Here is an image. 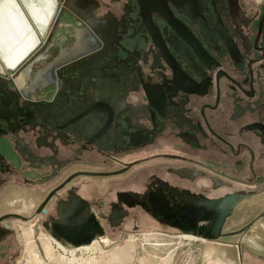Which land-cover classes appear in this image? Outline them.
Here are the masks:
<instances>
[{
  "label": "flooded vegetation",
  "instance_id": "1",
  "mask_svg": "<svg viewBox=\"0 0 264 264\" xmlns=\"http://www.w3.org/2000/svg\"><path fill=\"white\" fill-rule=\"evenodd\" d=\"M93 1L94 9L104 10V13L80 17L84 28L88 29L87 21L93 23L95 20L101 28L112 19L127 25L126 34H120V43L130 50L129 55L137 49L146 89L162 108L163 117L157 112L152 116L145 89L141 83L134 82L136 88L130 87L126 102L136 112L132 116L123 112L119 116L117 131L123 134L117 147L105 144L98 147L93 140H76L71 134H64L60 139L56 128L60 126L58 121L64 119L59 116L47 125L46 133L40 124L33 128L28 121L11 119L8 125L0 119V129L6 131L0 133L1 174L10 172V164L15 168L3 154L5 144L17 158L19 155L31 158L33 168L41 174L33 183L38 181L43 186L53 182L46 192L42 188L34 192L41 195L40 200L32 203L29 211L1 214L0 220H8L6 228L0 226V234L6 236L14 230L18 235L22 225L33 223V228L38 227L53 244L62 246L47 234L43 223L50 224L51 217L59 218L61 203H67L71 194L82 200L70 206L71 215L74 214L71 220L85 217L88 206L106 231L105 221L110 226H119L135 207H141L159 221L156 210L149 211L141 205V202L151 205L150 196L145 195L148 191L155 194L149 193L155 201L158 191L164 194L166 203L163 207L167 216L171 211L169 208L175 204L186 205L201 196L215 199L234 193L246 198L228 218L241 210L248 216L244 224L251 222L252 225L243 233L232 235H238L237 240L232 239L238 245L227 244L234 264H244L242 250L248 251V247L241 240H251L252 233L264 236V5L261 0H256L259 3L256 7L251 0ZM68 3L70 0H66ZM168 7L178 19L175 22L181 34L159 13ZM147 30L152 33L153 40ZM163 43L170 53L164 50ZM174 44L182 45L193 69H186L187 64L183 61L179 63L180 68L175 69L174 65L173 70L162 58L157 63L164 69H150L153 51L176 57ZM120 54L127 56L124 52ZM146 55L148 59L143 64L142 58ZM46 90H49V97L42 95ZM46 90L31 94L30 98L50 99L53 89ZM76 149L77 152H72ZM89 151L99 153L105 160L103 163L110 165L109 159L115 166L104 169L76 167L74 164L83 157L78 153ZM142 166L152 168L143 180L142 190L135 186L117 188L110 194L113 198L105 204L106 211L95 208H101L102 203L96 199L98 197L90 199L89 196L111 191L112 184L124 181L126 176L138 172L139 176ZM164 173L166 177L162 175ZM89 179L97 180L96 188L87 183ZM141 180L137 176L131 179L136 184H141ZM162 182L172 189H165L159 184ZM51 205L53 214H49ZM185 237L187 239L188 235Z\"/></svg>",
  "mask_w": 264,
  "mask_h": 264
},
{
  "label": "water",
  "instance_id": "2",
  "mask_svg": "<svg viewBox=\"0 0 264 264\" xmlns=\"http://www.w3.org/2000/svg\"><path fill=\"white\" fill-rule=\"evenodd\" d=\"M169 9L170 7L161 9L159 13L173 29L177 28L178 34H181L175 22H178V19ZM87 24L88 29L85 27L86 34L82 40L65 55L57 51L50 55L49 51L53 43L47 37L45 43L34 51L22 66V71L27 72L34 64L44 61V66L37 70L38 73L33 75L32 79H28L26 75L21 76L20 71L18 75H13L9 79L0 75V119L6 121L8 125L11 119L16 122L28 121L33 128L40 124L46 133L47 125L55 122L59 116L64 119L58 121L60 126L56 128L60 139L64 134H71L76 140L82 138L93 140L98 147L103 144L117 147V144L121 143L123 134L122 131H117L120 124L119 116L123 112H128L129 116L136 112V109L126 102L130 87L136 88L133 85L134 82L141 83L145 89L147 101L152 107L150 108L152 116H155L157 112L163 117L162 108L154 102L146 89L147 85L142 77V66L138 63L137 49L133 50V55H129L130 50L120 43L122 39L120 34H126L127 25L119 23L116 19L110 20L104 28L98 26L96 20L93 23L87 21ZM147 33L152 38V33L148 30ZM126 37H132V35H126ZM163 44L164 50L169 52L166 44ZM181 46L173 45L176 57L168 53L166 55L165 52L160 54L158 51H153L149 68L164 69L165 67L157 63L162 58L164 63L173 70L174 65L175 69L180 68L179 63L183 61L187 64L186 69H193V65L188 61L190 58L182 51ZM120 52L126 53L127 56L123 57ZM147 59V55L142 58L143 64ZM136 73L139 74L135 75ZM148 79L151 77L148 76ZM50 88L53 89L50 99L38 97L32 100L30 98L31 94L36 95ZM165 91L168 90L165 89ZM163 110H165L164 105ZM142 112L145 114V110ZM2 132L3 130L0 129V133ZM159 184L169 191L172 189L166 182ZM158 192L160 195L157 194L155 201L152 196L155 194L148 191L145 195L150 196L151 205L148 202H141V205L149 211L156 210L155 215L161 223L179 229L182 233L238 245V242L228 238L236 233H243L252 225L248 222L238 229L224 230L232 210L239 207L246 198L243 195L237 196L233 193L215 199L201 196L199 200L186 205L175 204L169 208L171 211L167 216L163 207L166 203L165 196L161 191ZM77 201L82 200L77 195L71 194L67 203H61L58 209L59 218L51 217L50 224L43 223L44 228L53 237L68 246L87 245L96 237L105 235L102 225L94 214L90 213L86 205H84L86 206L85 217L79 216L71 220L74 214L71 215L70 206Z\"/></svg>",
  "mask_w": 264,
  "mask_h": 264
},
{
  "label": "rangeland",
  "instance_id": "3",
  "mask_svg": "<svg viewBox=\"0 0 264 264\" xmlns=\"http://www.w3.org/2000/svg\"><path fill=\"white\" fill-rule=\"evenodd\" d=\"M252 5L256 7L259 3L256 0H251ZM261 5H264V0H261ZM49 36V34H48ZM5 63V62H4ZM9 73L8 71L6 72ZM12 73H9L11 75ZM5 77V76H4ZM9 85H12L9 83ZM45 97H49V90H46L44 94ZM79 156H83L82 160L79 163L82 164H91V163H103V158L93 156H85L83 153H78ZM143 156L149 155V153H141ZM142 156V157H143ZM12 158V157H11ZM13 159V158H12ZM15 159V158H14ZM105 161V160H104ZM15 166L17 167L18 161H13ZM77 163V162H76ZM109 168L112 167V162L108 159L107 162ZM76 165V164H74ZM78 165V164H77ZM112 165V166H111ZM103 166H108L106 163H103ZM9 169L13 171L15 168L10 164ZM143 167V168H142ZM140 170V175L138 176L139 172L134 176L140 177L141 184L132 183L131 179L134 176H130L124 178V181L120 180L118 182H114L112 184L111 191L105 193L100 192L98 195L89 196L90 199L99 200L102 203L101 208L95 207L99 211H106L107 207L105 204L107 203L108 199H111L110 194L114 192L115 189L121 187H129L135 186L142 190L144 188L143 180L148 176L149 170L152 168L142 166ZM148 171V172H146ZM0 170V175H1ZM46 173V172H44ZM41 174H36L34 178L36 179ZM163 176H167L165 173L162 174ZM131 178V179H129ZM129 179V180H128ZM104 181V180H103ZM41 182V181H40ZM90 182V183H88ZM97 180H87L88 184L96 188ZM108 182V181H107ZM30 185L29 191L38 190L40 188L44 189L45 192L49 189L51 183H45L42 186V183L38 184V181H35ZM87 184V185H88ZM33 197L31 196V199ZM49 210V214H53V205H51ZM130 216L125 219L119 226H110L108 222H104L105 225V235L108 237V243L102 242L100 245L95 244V248L97 249L94 255L91 252H81L76 253L75 258L69 255V253H63L60 249H56L55 245L54 248L56 249L54 259H48L45 256L44 248L42 240L40 239L39 228L34 227L32 229V239L31 243H28L32 247H34V251L37 253V259H40L44 262V264H77L76 261H80L78 258L82 257L83 261L80 262L82 264H94L92 261L90 262L89 256H94L96 263L98 262L101 264H234V259L231 257L233 255L230 254V250L228 248L229 244L225 241H203L198 238H190L185 237V234L178 233L180 232L179 229H176L168 224L161 223L156 221L153 217H151L146 211H144L141 207H135L130 210ZM236 214L228 218L224 229L230 230L247 222L248 219L247 215L242 214L241 210H236ZM20 219L19 217H17ZM47 219V217H46ZM8 219L0 220L1 227H7L6 221ZM22 220V219H21ZM29 225V224H28ZM28 225H22L20 227L18 235L13 230V233L9 235H1L0 234V264H35L34 258H30L28 254V247L29 245L25 243L26 241L23 238V229L28 227ZM5 236V237H3ZM192 237V236H191ZM131 238L134 241L131 243ZM238 235L230 236L228 239H238ZM242 239V238H241ZM232 240V241H236ZM244 243L249 244L248 241L242 239ZM51 243V242H50ZM134 245V246H133ZM67 249V248H66ZM125 250L130 251V255L121 259L122 261L118 260L117 262L113 261L110 255L116 250ZM246 251V250H245ZM78 252V251H77ZM132 253V254H131ZM61 257L58 258L57 255ZM63 254V255H62ZM246 256L245 252L243 253V258ZM64 260H62V259ZM98 258V259H97ZM100 258V259H99ZM103 258V259H102ZM69 259H72L70 261ZM87 259V260H85ZM107 259H109L107 261ZM16 260V261H15ZM74 260V261H73ZM76 260V261H75ZM86 262H85V261ZM111 260V261H110ZM245 260V259H244ZM61 261V262H60ZM103 261V262H100ZM107 261V262H106ZM110 261V262H109ZM236 261H238L236 259ZM80 262H78L80 264ZM90 262V263H89ZM106 262V263H105ZM43 264V263H42ZM239 264V263H237ZM245 264V262H244Z\"/></svg>",
  "mask_w": 264,
  "mask_h": 264
},
{
  "label": "crops",
  "instance_id": "4",
  "mask_svg": "<svg viewBox=\"0 0 264 264\" xmlns=\"http://www.w3.org/2000/svg\"><path fill=\"white\" fill-rule=\"evenodd\" d=\"M92 2L94 1L70 0V4L72 3L70 5L66 4V0H0V75L11 77L20 73L21 76L26 75L28 79H32L33 75L38 73L37 70L44 66V61L41 60L34 64L27 72L22 71V66L30 58V55L41 47L48 34L53 43L49 51L50 55L56 51L64 55L68 53L86 34L80 17L88 14L95 17L96 14L104 11L95 10ZM7 71L12 74H7ZM18 71L20 72L18 73ZM4 149L2 151L7 160L12 164L17 160L18 165L16 167L14 164L15 170L0 175V179L2 178L0 215L14 211L27 212L32 203L35 204L40 200L41 195L35 194V190L29 191L30 185H33L31 183L34 181L32 178L39 171L33 168L31 158L19 155L17 159L16 154L11 153L8 145ZM77 151L76 149L72 152ZM83 154L87 157L95 155L101 158L97 152L89 151ZM33 162L35 163V161ZM102 165V162L101 164L78 162L75 166L88 169L109 168V165L101 167ZM250 238L249 244L243 242V245L248 247V251L242 250L246 254L243 262L245 264H264V236L252 233Z\"/></svg>",
  "mask_w": 264,
  "mask_h": 264
},
{
  "label": "bare ground",
  "instance_id": "5",
  "mask_svg": "<svg viewBox=\"0 0 264 264\" xmlns=\"http://www.w3.org/2000/svg\"><path fill=\"white\" fill-rule=\"evenodd\" d=\"M102 8V7H101ZM12 77V76H11ZM10 77H8V79H9ZM28 139V138H27ZM4 147H6L7 145H3ZM2 146V149L3 150H5L4 149V147ZM18 159V158H17ZM32 229H33V223H30L29 225H28V227H25L24 229H23V238H24V240L26 241L25 243H31V240L30 239H32ZM46 232H47V234L49 235V236H51L55 241H57V242H59L62 246H60L58 243H55V244H53V242L52 241H50V240H48L46 237H45V235H44V233L43 232H41V234H40V239L42 240V243H43V248H44V253H45V256H46V258H48V259H54V258H56L55 257V252H56V249H60L61 251H63V253H69V255L70 256H72L73 258H75L74 256H75V254L76 253H81V252H83V251H85V252H91L93 255H94V253H96V251H97V249L95 248V244H97V245H100L102 242H105V243H108V237L106 236V235H102V236H99V237H96L91 243H89V244H87V245H80V246H68V245H65V244H63L60 240H58V239H56L55 237H53L47 230H46ZM183 234H185V235H188V237H190V238H198V240L199 239H201V240H203V241H218V240H207V239H204V238H202V237H197V236H193V235H190V234H186V233H183ZM192 236V237H191ZM133 238H131V243H133L134 241L132 240ZM51 242V243H50ZM29 245V244H28ZM53 245H55L56 247V249L54 248V246ZM134 246V245H133ZM66 248H68V249H66ZM73 248V249H72ZM34 249V247H32L31 245H29V247H28V254H29V256H30V258L32 259V258H34V263L35 264H44V262L43 261H41L40 259H37V256H36V252L33 250ZM78 251V252H77ZM132 254V253H131ZM57 255V254H56ZM63 255V254H62ZM130 255V251L128 250V251H125V250H116V251H114L111 255H110V257L111 258H109V259H112V262L114 261H118V260H120V261H122L121 259H123L124 257H127V256H129ZM58 256V258H60L61 256L60 255H57ZM62 259V258H61ZM80 261L83 259L82 257L80 258H78ZM89 261L91 262H93L94 264H98V262L96 263V261L97 260H95V257L94 256H89ZM98 259V258H97ZM100 259V258H99ZM103 259V258H102ZM109 259H107V261L109 260ZM33 260V259H32ZM62 260H64V259H62ZM70 261H72V259H69ZM85 260H87V259H85ZM84 260V261H85ZM74 261V260H73ZM76 261V260H75ZM80 261H78V262H80ZM83 261V260H82ZM106 261V262H107ZM111 261V260H110ZM109 261V262H110ZM61 262V261H60ZM77 261H76V263L77 264H79ZM86 262V261H85ZM89 262V263H90ZM100 262H103V261H100ZM105 262V263H106ZM80 264H82L81 262H80ZM85 264V263H84ZM99 264H101V263H99ZM110 264V263H109Z\"/></svg>",
  "mask_w": 264,
  "mask_h": 264
}]
</instances>
